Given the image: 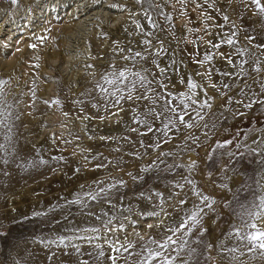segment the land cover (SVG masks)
<instances>
[{
  "label": "rangeland",
  "instance_id": "374dc122",
  "mask_svg": "<svg viewBox=\"0 0 264 264\" xmlns=\"http://www.w3.org/2000/svg\"><path fill=\"white\" fill-rule=\"evenodd\" d=\"M159 2L161 10L173 17L171 21L156 17L164 27L157 35L167 46L158 63L166 72L159 74L150 59L146 66L157 73L174 96L187 91V80L192 79L200 86L196 89L198 99H211L210 107L195 106L199 117L195 113L191 119L186 117L191 127L173 130L168 142L156 148L160 133H147L143 125L133 122L132 102L122 101L123 111H119L121 106L105 107L95 88L100 73L110 70V66L122 68L129 63L121 59L128 54L121 48L143 50L141 42L148 37L134 30L133 19H138L146 31H153L135 0H17L16 5L11 0H0V80L5 81L0 84V111L11 125L10 132L0 126V144L5 145L0 149V264H78L74 249L57 248L49 241L84 228H99L104 219L101 209L112 216L129 217L124 221V231L116 235L121 242L127 235L136 246L132 251H139L135 233L146 238L155 235L159 229H148L147 225L159 223L164 212L179 216L181 213L174 208L180 207V199L188 200L186 208L199 202L190 185L174 187L175 182L183 183L184 176L194 179L204 194L217 201L216 212H209L203 221V240L217 245L230 227L240 222L237 213L242 211L241 205L251 207L261 194L256 186L260 157L248 154L247 148L264 147V92L260 88L264 73L257 75L245 65L251 73L244 78L250 85L246 87L236 77L240 58L233 55L236 64L229 65L222 54L234 53L235 49L221 41L236 31V47H252L248 36L257 37L252 44L264 43V16L256 14L248 0H216L217 8H223L230 17L229 22L209 9L205 0H185L184 5L178 0ZM197 3L203 7L197 8ZM113 4L123 7H110ZM202 11L215 19H205ZM218 43L219 48L213 47ZM158 48L159 43L154 41L153 50ZM206 55L213 59L198 63ZM224 72L232 75L224 76ZM226 83L231 87L224 88ZM56 99L58 105L52 103ZM93 103L101 106L93 107ZM143 103L139 111L144 110ZM249 103L251 107L246 106ZM156 126L162 124L157 122ZM226 141L231 143L217 148ZM14 142L21 143L26 157L21 169L17 164L4 163L16 153ZM161 152L172 155L160 157ZM153 161L159 169L141 172ZM192 161L195 167L189 173L187 166ZM101 164L104 166L98 168ZM177 164L180 167L168 170V165ZM132 176L143 179L134 181ZM9 178L16 183H3ZM117 180H123L126 187L112 190L115 208L106 202H89V208L67 203L80 194L82 185L95 188L100 181L106 187ZM156 191L163 196L148 200L139 195ZM157 205L159 218L143 215ZM117 223L114 220L112 226ZM258 223L264 225V220ZM195 239L196 230L191 237ZM73 243L81 245L84 252L94 251L85 241ZM94 243H100L105 251L98 264H111L107 259L114 255L111 249L102 239ZM228 243L231 246L234 241ZM191 246L198 247L195 243ZM217 252L214 248L212 255ZM184 256L186 251L181 253V258ZM125 257L127 264L139 259L122 253L117 264H125ZM239 259L245 264H264V256L258 252L245 253Z\"/></svg>",
  "mask_w": 264,
  "mask_h": 264
},
{
  "label": "snow or ice",
  "instance_id": "6c2138e0",
  "mask_svg": "<svg viewBox=\"0 0 264 264\" xmlns=\"http://www.w3.org/2000/svg\"><path fill=\"white\" fill-rule=\"evenodd\" d=\"M167 3V0H163ZM181 5L185 4V0H178ZM243 2V0H242ZM135 3L140 6L143 13L144 19L149 23L148 28L153 31H146V27L142 26L138 19H133L135 25V31L141 33L143 36L148 37L141 43L144 45L142 51H134L131 48L123 49L120 51L127 52L128 54L123 55L121 59L128 61L122 68H116L110 66V70L100 73V79L96 81L95 88L98 92L99 100L104 101V106H121L119 111H123L122 101L132 102L135 107L133 108V122L139 125H143L147 129V133L157 132L160 133V140L155 144L156 148H159L161 144L167 143L169 139V133L173 130H178L179 127H191L186 120L192 118V113H195L197 117L200 113L196 111L195 106L199 105L201 109L210 107L208 100L201 102L198 99L196 89L200 87L198 84L193 82L192 79L187 80V91H180L178 96H174L171 91L168 90V85L161 83L157 77V73L154 72L150 67H147L149 59L151 64L158 69L159 74H164L166 68L161 67L158 63V58L167 51V46L164 41L157 35L158 32H163L164 27L157 22L156 17L162 16L165 21H171L173 17L170 14H165L161 10V3L159 0H135ZM207 7L215 12L222 14L224 22H229L230 17L226 14L223 8H217L216 0H205ZM231 3V0H229ZM248 3L255 7L256 14L264 16V2L262 0H248ZM12 5L17 4V0H11ZM110 7H123L117 4H113ZM197 8L203 6L199 3L196 4ZM135 15V14H133ZM201 16L208 20H214L215 17L206 13L201 12ZM242 19V18H241ZM217 27H223V25L217 24ZM233 27H236L233 24ZM171 30V29H170ZM239 30V29H238ZM195 31V29H191ZM237 35L236 31L231 32L222 38L221 43L232 46L235 51L234 53L222 54L229 65L236 64L233 59V55L240 58L239 63L236 66L239 68V73L236 77L241 79V82L246 86V77H250L251 73L245 67L250 65L253 72L257 75L264 73V43L252 44V41L257 40V37L248 36L247 39L252 47H236L237 41L233 39ZM154 41L159 43V48L153 50ZM179 42V41H178ZM209 43H212L209 41ZM221 44H213V47L219 48ZM35 47V45H30ZM119 47V44H117ZM255 48L256 51H253ZM213 56L206 55L203 61L198 63L203 64L204 61H210ZM139 65V66H138ZM199 74V73H198ZM224 76L232 75L229 72H224ZM210 78V77H209ZM103 81V83H101ZM183 83V81H181ZM5 81L0 80V84ZM213 88L215 84L211 85ZM224 88H230L231 85L224 84ZM261 91L264 92V82L260 84ZM2 91V90H0ZM243 91V89H241ZM90 94V92H89ZM96 100V97L92 98ZM174 101H178L174 103ZM141 102L143 103V111H139L141 108ZM47 103V102H46ZM53 104H59V99L53 100ZM83 103V101H78ZM101 106L99 103H93V107ZM251 107L249 103L246 105ZM8 106L5 105V108ZM0 126H3L11 131V125L7 123L8 117L5 116L3 111H0ZM202 118V117H200ZM19 119V116H16ZM103 119V117H102ZM157 122L162 124V127L156 126ZM136 131V129H132ZM146 134V133H142ZM5 139H10L6 136ZM231 143L226 141L223 144H218L217 148H224L226 144ZM253 143H256L255 141ZM148 147H152L149 145ZM237 147H240L237 145ZM5 145L0 144V149H4ZM248 154L259 156L260 159L257 161L259 166V172L257 175L259 179L256 181V186L261 189V194L256 197V201L252 203L251 207L241 205L242 211L237 213L239 223L233 224L229 231L224 234V239L220 240L219 244L213 245L211 242H205L203 236L206 228L204 226V217L209 212H216L215 205L217 201L209 195L204 194L196 185L195 180L190 176L182 177L183 183L175 182L174 187L183 189L185 184L191 186L192 195L196 196L198 203H193L191 208L184 207L188 204L187 199H180L178 201L179 208H174V211L181 213L177 217H173L172 213L164 212V218L159 219V223L153 225L148 224V229H159L155 235L149 234L147 238L140 233H135L138 237L139 251H132L135 249V245L127 240L125 236L124 242L119 240L118 232H123L125 229L124 221L129 220L128 216H112L109 213L104 212L101 209V213L104 219H101L100 227H91L81 229L80 232H73L71 235L59 236L55 240L49 241L50 245H55L57 248L63 246L65 249L72 248L78 257V264H93V262L100 261L101 258L105 257V251L100 243H94L96 240L102 239L104 244L107 245L114 255L107 257L111 264H117L122 253H127L128 257L135 255L139 259L134 261V264H225L227 260L228 264H245L244 261L240 260V256L245 253H256L264 256V225L259 224L258 221L264 220V147L257 145V147H248ZM172 155V153L161 152L160 157ZM241 156L244 153L240 154ZM159 159V157H158ZM211 160L212 157L210 156ZM44 161H41L43 163ZM4 163H8L4 160ZM160 163H164L160 160ZM104 165H97V167H103ZM180 165H168L169 171H173ZM195 161H192L188 166V172L194 171ZM152 169H159V164L153 161L150 165L141 168V172H149ZM131 176V173H129ZM135 181L137 179H143V176H132ZM97 187L81 186V192L76 196L74 200L67 201L69 205L75 204L81 206V208H89V202H106L113 208L116 207L112 203L111 193L113 189H117V186L126 187L123 180H117L115 183L109 184L108 186H101L102 182H96ZM226 186V185H225ZM141 198L151 200L153 197H162L163 193L156 191L150 195L141 192ZM174 194H170V197ZM154 210L144 213L143 215L148 217H160V213ZM225 207H230L228 203H225ZM117 211H119L117 209ZM131 213V208L127 209ZM163 211V209H161ZM91 214V213H90ZM39 215V213H37ZM67 219V217H65ZM99 219V217H98ZM117 221V226L113 227V221ZM131 223L135 224V220ZM194 230H196V239L191 240ZM102 233V235H101ZM74 240L85 241L88 245L92 246L94 251L84 252L82 246L73 243ZM229 241L234 243L229 246ZM192 243L198 245V247H192ZM218 249L217 255L213 256V250ZM186 251V256L181 258V253ZM175 253V254H173ZM65 254H69L65 252ZM55 255V254H53ZM53 255L49 256V260L53 258ZM88 256L92 259H83L82 257ZM125 264H127V257H125Z\"/></svg>",
  "mask_w": 264,
  "mask_h": 264
},
{
  "label": "bare ground",
  "instance_id": "6f19581e",
  "mask_svg": "<svg viewBox=\"0 0 264 264\" xmlns=\"http://www.w3.org/2000/svg\"><path fill=\"white\" fill-rule=\"evenodd\" d=\"M82 15V14H81ZM85 19H87V18H85ZM21 144V143H20ZM19 144V142L18 143H15L14 142V144L12 145L13 147H14V149L16 150V153L12 156V155H10V157H8V159H7V161L9 162V163H13V165H15V164H17L18 166L17 167H19L20 169L21 168H23V166H24V163H25V161H26V157H25V155H24V151H23V149L21 148V146L22 145H20ZM16 145V146H15ZM12 147V148H13ZM23 147H25V146H23ZM9 148H11V147H9ZM22 149V150H21ZM26 150H27V148H26ZM28 152V151H27ZM18 155V156H17ZM38 162V161H37ZM33 167V166H32ZM42 169V168H41ZM46 169V168H45ZM36 171V170H35ZM23 174H24V172H23ZM26 174V173H25ZM28 175V174H27ZM30 176V175H29ZM21 178V177H20ZM9 180H10V178L8 179V180H5V181H3V183H9ZM14 180L15 179H13V181L12 180H10V182L11 183H9V185L8 186H10V185H13V182H14ZM18 180V179H17ZM14 183H16V182H14ZM18 183V182H17ZM19 184V183H18ZM11 189L13 188V187H10ZM16 188V187H15Z\"/></svg>",
  "mask_w": 264,
  "mask_h": 264
}]
</instances>
